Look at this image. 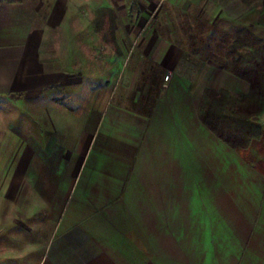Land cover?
<instances>
[{"label":"crops","instance_id":"obj_1","mask_svg":"<svg viewBox=\"0 0 264 264\" xmlns=\"http://www.w3.org/2000/svg\"><path fill=\"white\" fill-rule=\"evenodd\" d=\"M84 1L0 5V264H264V173L198 112L205 89L249 82L202 34ZM169 1L264 24V0ZM168 73L147 114L143 79Z\"/></svg>","mask_w":264,"mask_h":264},{"label":"trees","instance_id":"obj_2","mask_svg":"<svg viewBox=\"0 0 264 264\" xmlns=\"http://www.w3.org/2000/svg\"><path fill=\"white\" fill-rule=\"evenodd\" d=\"M24 1L0 0V5ZM259 1L243 0L247 6ZM125 2L129 17L137 21L142 14L141 1ZM219 62L224 69L249 82L250 91L239 94L229 89L207 88L199 102V116L213 133L264 173V37L251 28L237 30L226 43ZM158 80V74L143 79L151 83L150 95L145 97L147 114L163 88Z\"/></svg>","mask_w":264,"mask_h":264},{"label":"rangeland","instance_id":"obj_3","mask_svg":"<svg viewBox=\"0 0 264 264\" xmlns=\"http://www.w3.org/2000/svg\"><path fill=\"white\" fill-rule=\"evenodd\" d=\"M117 4H122V2L125 3V0H116ZM142 5V12L145 14L146 17H149V24L146 25V28L153 27L158 30H172L177 32V38L176 40L180 43H187V39L185 34H190L192 36V33H194V37L197 34H202V37H205L204 46L209 45L210 46V52H216L217 54L220 53L219 57H221L225 51L226 43L228 40L234 35V33L243 28H251L253 31H255L258 35L261 37H264V24L258 23L256 28H253L251 26H243L237 22H231V18H234L235 14H238L239 8L238 6L235 7V10L233 8L231 9L234 13L230 15V17L225 16L224 14L222 16H219V7L217 5H214L213 2L210 5L202 6V5H194V4H187L189 2L182 1V6H173L171 7L169 0H140ZM241 2L246 7L247 6L243 0ZM75 11L72 10L71 13H69L70 16L79 15L81 11H87L89 12V7L86 6L87 2L84 0H75ZM194 3V2H193ZM198 3V2H197ZM202 3V2H201ZM218 3V2H217ZM223 3V2H222ZM259 3V2H258ZM257 4V3H256ZM74 7V5H72ZM73 9V8H72ZM107 8H100L96 14L101 16H108L111 13L109 12L110 9L106 10ZM87 13V12H86ZM236 17V16H235ZM105 18V17H104ZM100 22V21H99ZM101 23V22H100ZM103 25V24H102ZM113 25H116L113 23ZM112 24L109 25L107 31H112ZM99 26H101L99 24ZM233 32V33H232ZM181 37V38H179ZM196 38V37H195ZM199 40V39H198ZM208 43V44H207ZM188 48V47H187ZM170 75L169 81L172 79V73H168ZM166 74L164 77V83L166 84ZM141 81V77H140ZM163 84V88L166 87V85ZM237 92V91H235ZM239 93V92H238ZM241 94V93H239ZM5 123L8 122L6 119H3ZM2 121V122H3ZM264 121V118L262 119ZM4 126H6V124ZM1 123V125H3ZM0 141H1V135H0ZM7 142V141H6ZM5 157L8 155V151L3 152Z\"/></svg>","mask_w":264,"mask_h":264},{"label":"built area","instance_id":"obj_4","mask_svg":"<svg viewBox=\"0 0 264 264\" xmlns=\"http://www.w3.org/2000/svg\"><path fill=\"white\" fill-rule=\"evenodd\" d=\"M169 79H170V75L168 74V75L166 76V80L169 81ZM165 85L167 86V83H166Z\"/></svg>","mask_w":264,"mask_h":264}]
</instances>
